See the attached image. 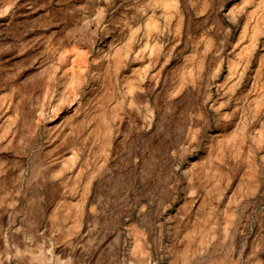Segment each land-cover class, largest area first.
<instances>
[{
  "label": "rangeland",
  "instance_id": "rangeland-1",
  "mask_svg": "<svg viewBox=\"0 0 264 264\" xmlns=\"http://www.w3.org/2000/svg\"><path fill=\"white\" fill-rule=\"evenodd\" d=\"M0 264H264V0H0Z\"/></svg>",
  "mask_w": 264,
  "mask_h": 264
}]
</instances>
